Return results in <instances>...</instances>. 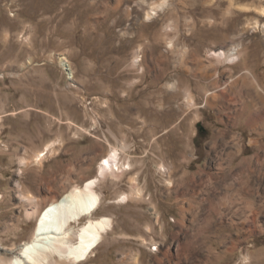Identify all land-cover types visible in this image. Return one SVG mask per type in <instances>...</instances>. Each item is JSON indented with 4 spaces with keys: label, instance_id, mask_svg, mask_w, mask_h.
Listing matches in <instances>:
<instances>
[{
    "label": "rangeland",
    "instance_id": "obj_1",
    "mask_svg": "<svg viewBox=\"0 0 264 264\" xmlns=\"http://www.w3.org/2000/svg\"><path fill=\"white\" fill-rule=\"evenodd\" d=\"M263 126L264 0H0V264L39 211L98 177L94 219L113 230L81 264H264V209L238 229L241 203L209 184L264 158Z\"/></svg>",
    "mask_w": 264,
    "mask_h": 264
},
{
    "label": "bare ground",
    "instance_id": "obj_2",
    "mask_svg": "<svg viewBox=\"0 0 264 264\" xmlns=\"http://www.w3.org/2000/svg\"><path fill=\"white\" fill-rule=\"evenodd\" d=\"M213 55L218 58L227 59L231 64H234L238 60L237 56H229L228 53L226 54L223 51L215 52ZM252 77L254 83L257 85V80L254 76ZM238 84L239 83H227L225 87L233 91ZM205 103L210 107L218 108L222 112L230 108L226 106V103L223 104V102H220V97L215 92L206 93ZM251 104H247L245 107L247 111L255 108L252 107L254 105ZM252 126L253 132L262 131L255 124H252ZM262 128L264 133V126ZM226 133L228 132L224 131L215 135L212 143L213 148H216L219 141L225 140L227 136ZM227 137L231 136L228 135ZM253 142L257 144V141ZM232 155L233 153L231 156ZM118 159L119 150L115 147L100 164V175L104 176L109 171H114L115 166L113 167V164L116 163ZM263 159L264 158H260V156H256L255 158H245L240 162L239 168H243L242 173H244L243 175L245 176L243 180H232L229 175H223L222 179L218 176V178H214L215 181L211 180L209 183L213 188H217L218 190V195H215L216 198L213 197L216 204L224 205L227 201L231 205H234L233 207L235 209L237 208L235 202L239 201L241 203L243 210L240 219L242 221L239 226H236L238 229L243 230L247 222L262 226L264 174L262 172L263 169L260 167L264 166ZM128 166L129 167L125 168L126 172H131L132 164L128 163ZM253 167H256L257 170L259 169L257 174H255V171L251 172ZM98 180L96 179L88 182L85 187H72L61 199H54L44 209L39 211L36 216V227L31 240L22 244L18 252L11 257L7 264H81L87 262L91 254L101 245L104 237L113 230V219L111 217L103 216L94 219V215L101 207V196L95 191ZM181 184H183V182ZM220 190L224 191L222 192ZM139 191L141 190H136L137 195L140 194ZM121 199L124 204H126L130 199V195L123 194ZM191 209L195 210V207L193 205L186 207L184 204L181 206L183 214ZM219 214L222 215L223 213L219 212ZM195 217L196 213L194 219ZM84 219L87 220L86 223L75 232L73 225L80 223ZM184 219L183 216L181 220L182 225L185 224ZM232 224L236 225L234 220Z\"/></svg>",
    "mask_w": 264,
    "mask_h": 264
}]
</instances>
